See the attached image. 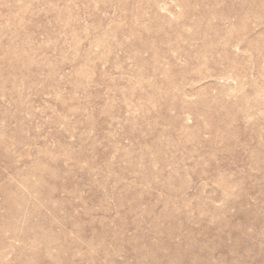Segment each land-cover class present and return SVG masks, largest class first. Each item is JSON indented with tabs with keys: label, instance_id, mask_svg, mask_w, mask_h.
Returning a JSON list of instances; mask_svg holds the SVG:
<instances>
[{
	"label": "rangeland",
	"instance_id": "374dc122",
	"mask_svg": "<svg viewBox=\"0 0 264 264\" xmlns=\"http://www.w3.org/2000/svg\"><path fill=\"white\" fill-rule=\"evenodd\" d=\"M0 264H264V0H0Z\"/></svg>",
	"mask_w": 264,
	"mask_h": 264
}]
</instances>
